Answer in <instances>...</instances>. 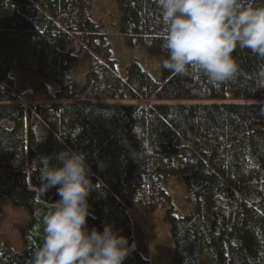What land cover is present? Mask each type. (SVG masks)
I'll list each match as a JSON object with an SVG mask.
<instances>
[{
    "label": "trees",
    "instance_id": "16d2710c",
    "mask_svg": "<svg viewBox=\"0 0 264 264\" xmlns=\"http://www.w3.org/2000/svg\"><path fill=\"white\" fill-rule=\"evenodd\" d=\"M115 2L126 42L159 57L161 81L135 62L116 70L110 43L87 14L90 0H0V200L27 213L15 225L21 249L0 240V264H33L43 219L59 199L56 188L42 193L39 169L43 157L57 164L62 150L86 156L94 185L89 228L110 223L132 245L128 209L168 201L159 182L181 175L193 208L165 211L170 264H264V58L237 47L238 74L219 86L191 72L174 75L162 67L156 0ZM73 39L87 60L77 90L65 72L75 56L59 47ZM14 66L54 81V94L39 85L52 100L23 103ZM127 98L155 101H88ZM134 126L150 146L143 158ZM123 264L148 260L133 247Z\"/></svg>",
    "mask_w": 264,
    "mask_h": 264
},
{
    "label": "clouds",
    "instance_id": "9594fccd",
    "mask_svg": "<svg viewBox=\"0 0 264 264\" xmlns=\"http://www.w3.org/2000/svg\"><path fill=\"white\" fill-rule=\"evenodd\" d=\"M164 24L162 67L174 75L190 72L219 86L239 71L233 52L249 49L264 58V0H156ZM264 75V74H262ZM264 86V85H262ZM133 132L141 139L142 130ZM142 141V158L149 144ZM42 158V193L57 189L58 200L43 219V242L33 264H123L133 250L110 223L88 227V197L94 185L82 152L62 150Z\"/></svg>",
    "mask_w": 264,
    "mask_h": 264
},
{
    "label": "rangeland",
    "instance_id": "374dc122",
    "mask_svg": "<svg viewBox=\"0 0 264 264\" xmlns=\"http://www.w3.org/2000/svg\"><path fill=\"white\" fill-rule=\"evenodd\" d=\"M89 18L100 28L110 43L113 57L116 60L115 68L123 73L130 62H135L146 70L153 79L161 81L159 57L148 55L139 45H130L119 29L120 11L115 0H90L87 9ZM62 49H70L74 58L68 60L65 72L70 77L71 89H79L85 78L87 60L84 54L78 51L75 39L70 43H60ZM10 75L22 90L28 89L26 93H20L19 97L23 103L28 104L36 101H51L49 94L40 92L39 85H46L49 92L54 94L56 84L51 79L34 70H26L20 66H14ZM88 101L108 102H135L149 104L155 101L149 99H90ZM165 102L181 101L180 99L162 100ZM159 185L168 194V201L162 200L153 210H145L139 207L128 209L131 215V239L134 249L145 256L148 264H170L173 261L174 243L171 237L170 223L164 219L168 207L173 213L184 215L193 208V203L187 198L184 181L181 175H173ZM89 213L93 215V206L89 204ZM27 220L26 210L22 207L13 206L0 200V240L9 242L14 248L20 250L21 239L16 229V224ZM89 227V226H88Z\"/></svg>",
    "mask_w": 264,
    "mask_h": 264
},
{
    "label": "water",
    "instance_id": "95a60500",
    "mask_svg": "<svg viewBox=\"0 0 264 264\" xmlns=\"http://www.w3.org/2000/svg\"><path fill=\"white\" fill-rule=\"evenodd\" d=\"M29 90L28 89H26V90H23L21 93L23 94V93H26V92H28Z\"/></svg>",
    "mask_w": 264,
    "mask_h": 264
}]
</instances>
